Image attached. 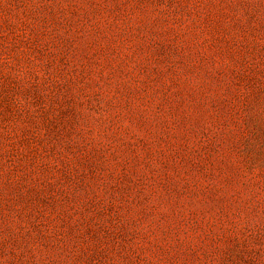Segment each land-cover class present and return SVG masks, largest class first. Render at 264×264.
<instances>
[{"label": "rangeland", "instance_id": "rangeland-1", "mask_svg": "<svg viewBox=\"0 0 264 264\" xmlns=\"http://www.w3.org/2000/svg\"><path fill=\"white\" fill-rule=\"evenodd\" d=\"M0 264H264V0H0Z\"/></svg>", "mask_w": 264, "mask_h": 264}]
</instances>
